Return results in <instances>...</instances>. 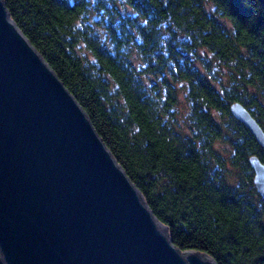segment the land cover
Returning a JSON list of instances; mask_svg holds the SVG:
<instances>
[{"label": "trees", "instance_id": "1", "mask_svg": "<svg viewBox=\"0 0 264 264\" xmlns=\"http://www.w3.org/2000/svg\"><path fill=\"white\" fill-rule=\"evenodd\" d=\"M181 251L264 264L262 0H5Z\"/></svg>", "mask_w": 264, "mask_h": 264}, {"label": "water", "instance_id": "2", "mask_svg": "<svg viewBox=\"0 0 264 264\" xmlns=\"http://www.w3.org/2000/svg\"><path fill=\"white\" fill-rule=\"evenodd\" d=\"M264 2V0H262ZM264 147V130L230 105ZM264 197V163L253 155ZM0 264H216L181 251L0 0Z\"/></svg>", "mask_w": 264, "mask_h": 264}]
</instances>
